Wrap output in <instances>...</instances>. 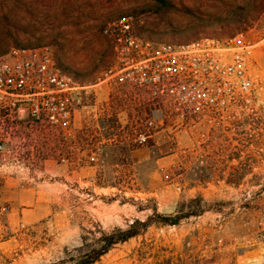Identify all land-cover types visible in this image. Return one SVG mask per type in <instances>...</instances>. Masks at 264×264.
I'll use <instances>...</instances> for the list:
<instances>
[{
	"label": "rangeland",
	"instance_id": "obj_1",
	"mask_svg": "<svg viewBox=\"0 0 264 264\" xmlns=\"http://www.w3.org/2000/svg\"><path fill=\"white\" fill-rule=\"evenodd\" d=\"M24 1L33 7L20 10L9 20L32 33L20 36L19 42L55 46L64 65L82 75L89 88L82 92L81 104L73 105L72 135L28 124L19 130L21 135H0V264H72L71 259L96 247L102 234L126 229L135 219L144 221L152 214L151 210L139 209L156 206L158 212L171 215L186 210L191 201L199 198L209 206L204 214L177 226H152L145 235L114 246L95 264H164L169 258L178 263L176 256L181 252L201 264H262L264 165L255 171L220 172L218 168H208L211 162L206 159H201L203 164L198 167L189 165L185 155L184 166L174 172L164 167L149 176L151 164L141 167L139 176L138 166L136 171L127 166V161L124 166V149L119 148L113 151L121 153L118 156L99 161V181L93 185L92 174L84 173L86 179L81 182L76 170L82 164L97 163L99 151L92 157L91 153L76 157L74 140L80 127L74 114L82 107L88 135L93 131L134 135L136 125L131 119L150 110L148 106H134L122 86L108 81L98 84L112 63L111 45L102 35L106 22L136 13L135 32L142 29L140 35L146 38L152 33L155 42H189L200 36L225 38L235 33L214 24L208 16L224 11L223 4H247L249 0H167L173 8L160 17L145 12L151 0ZM249 21L251 25L239 32L256 44L250 70L262 118L264 11H256ZM192 24H203L205 28L192 34L189 41L168 34ZM12 47L16 46L10 45L7 51ZM108 87L115 92L107 95ZM179 129L187 130V125H154V133L163 131L169 137L160 141L161 151L151 155L169 152L171 135ZM130 142L133 146L137 140L131 137ZM260 144V159L264 161L263 138ZM195 186L207 189L196 190Z\"/></svg>",
	"mask_w": 264,
	"mask_h": 264
},
{
	"label": "built area",
	"instance_id": "obj_2",
	"mask_svg": "<svg viewBox=\"0 0 264 264\" xmlns=\"http://www.w3.org/2000/svg\"><path fill=\"white\" fill-rule=\"evenodd\" d=\"M102 35L113 55L98 84L122 86L134 106L150 107L131 119L137 141L154 135L157 124L222 121L231 111L252 110L256 44L245 33L155 42L135 32L133 16L123 15L106 22ZM56 53L55 46L41 45L0 55V135H18L23 124L72 135L73 105L89 87L57 64Z\"/></svg>",
	"mask_w": 264,
	"mask_h": 264
},
{
	"label": "crops",
	"instance_id": "obj_3",
	"mask_svg": "<svg viewBox=\"0 0 264 264\" xmlns=\"http://www.w3.org/2000/svg\"><path fill=\"white\" fill-rule=\"evenodd\" d=\"M110 87H108L107 95L111 92H115V90ZM123 89L124 88H122V90ZM92 108L96 110L95 105H93ZM250 108L252 110H248L245 107L241 113L231 111L222 121L188 122L185 124L177 123L178 125H187V130H175L171 135V150L157 156H152L151 153H157L159 148H162L163 143H160V141H163V139L166 136L169 137V135H163V131L156 132L151 136L150 145L132 150L130 142L131 137L136 140L138 135H132L131 133H129L130 136H120L117 133L115 135H102L99 131H93L91 135H88L89 133L87 134L84 125L85 120L83 119V110L85 107H82L74 114L76 116V123L79 121L80 124L78 131L74 134V140L76 141L75 155L76 157H80L84 156L85 153L87 155L91 153L92 157L96 150H98L99 153L96 159L98 161L97 163L93 161L88 163V165L82 164V166L76 170V173L80 177L79 180L84 182L86 179L84 173L89 172L92 174L90 181L93 185L94 183L96 184V180L99 181L97 178L102 168L99 161H104L106 158L110 160L111 157L113 159L118 156L121 153L118 152L115 154L113 151L119 148L124 149L121 155L124 160V166H126L125 161L128 162L127 166L130 167L131 170L133 169L136 171V166H138L139 176L142 175L141 167L151 164L152 169L149 172V176L158 173L160 170H163L164 167L174 172L184 166L185 155L189 160V165L192 164L195 167L203 164L201 159H206L211 162L208 168H218L220 172H226L228 170H260L262 167L261 165H264V161L260 159V152H263L260 142L261 138L264 139V116L262 117L263 119L260 118L261 111L259 101L254 100ZM116 118L119 120L118 115H116ZM92 123L93 125H99L97 121H92ZM18 134L21 135L20 133ZM106 150H112L113 153H108ZM204 170H206L205 167ZM194 189L205 190L207 188L195 186ZM143 235H145V233Z\"/></svg>",
	"mask_w": 264,
	"mask_h": 264
},
{
	"label": "trees",
	"instance_id": "obj_4",
	"mask_svg": "<svg viewBox=\"0 0 264 264\" xmlns=\"http://www.w3.org/2000/svg\"><path fill=\"white\" fill-rule=\"evenodd\" d=\"M151 1L152 5L150 9L145 12L150 13L152 16H163L173 8V5L167 0ZM32 7L33 6L30 2H26L24 0H0V55L5 54L10 45H15L16 47L41 46L40 43L22 44L21 42H19L20 36H32V33H30L29 31H25L26 29L10 23L9 21L10 18L14 17V15L20 10L28 11ZM223 8L224 11H220L217 16H208L209 19L213 20L214 24L225 26L234 33H237L239 31L247 29L251 25L249 17L253 13H255L256 11H264V0H249V3L247 4L237 5H235V3L230 5L223 4ZM132 15L137 16L136 13H132ZM204 28L205 26L203 24H192L183 31H170V33L168 34L173 36L174 38H180L189 41L192 34H198ZM141 30L142 29L137 32L138 35L143 32ZM150 34L151 35H149L148 38H151L153 36L152 33ZM153 34H155L154 31ZM56 61L57 64L65 72L72 75L79 84L84 85L85 82L82 80L83 76L73 72L70 68L66 67L62 60L59 58L58 52L56 53ZM146 136L147 138L145 139V141H137L132 146V150L149 145L152 135ZM196 206H198V209H196ZM185 208L187 209H182L181 211L171 215H166L158 212L156 206L146 209H139L151 210L152 214L149 215L144 221L135 219L126 229H116L110 234H102V236L98 239V245L96 247L82 253L77 259H71V262L72 264H95L114 246L123 244L125 242H128L130 239L143 235L152 226H177L183 220L189 219L193 216H200L209 210V206L201 198L191 201ZM173 260V258H169L164 261V264H201V261H198L197 259H195V257H192V255H189L186 252L177 254L176 260L178 263H174Z\"/></svg>",
	"mask_w": 264,
	"mask_h": 264
},
{
	"label": "water",
	"instance_id": "obj_5",
	"mask_svg": "<svg viewBox=\"0 0 264 264\" xmlns=\"http://www.w3.org/2000/svg\"><path fill=\"white\" fill-rule=\"evenodd\" d=\"M263 261H262V264H264V256H263V259H262Z\"/></svg>",
	"mask_w": 264,
	"mask_h": 264
}]
</instances>
